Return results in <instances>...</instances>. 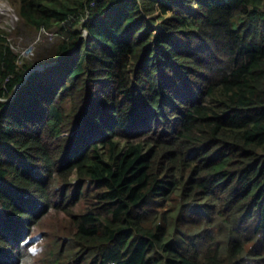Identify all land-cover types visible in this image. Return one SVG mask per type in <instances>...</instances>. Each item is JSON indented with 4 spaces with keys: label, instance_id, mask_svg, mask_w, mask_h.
Here are the masks:
<instances>
[{
    "label": "trees",
    "instance_id": "16d2710c",
    "mask_svg": "<svg viewBox=\"0 0 264 264\" xmlns=\"http://www.w3.org/2000/svg\"><path fill=\"white\" fill-rule=\"evenodd\" d=\"M10 1L56 40L32 61L0 30V264L36 236L37 264H198L241 226L230 264L264 250V0H195L156 35L145 12L194 0Z\"/></svg>",
    "mask_w": 264,
    "mask_h": 264
},
{
    "label": "rangeland",
    "instance_id": "374dc122",
    "mask_svg": "<svg viewBox=\"0 0 264 264\" xmlns=\"http://www.w3.org/2000/svg\"><path fill=\"white\" fill-rule=\"evenodd\" d=\"M197 8H198V5H195L194 10L191 11L189 10L190 9L189 6L188 5L186 6V9L189 11V13H192V14L193 12L196 11ZM185 10H182L179 6H177L175 8L170 9L167 13H162L161 10L157 6H155V9L151 11L150 13L145 12L146 14L145 17L154 23L153 33L154 35H156V33L159 31L158 27L160 23L166 18L173 17L175 13L179 14L180 16H183L184 19H186L185 27L187 29L192 28L193 22L191 18L189 17L186 18L184 16V13L186 12ZM0 30L2 32L7 33V34L6 33L4 34L7 35L9 39V43L11 47L15 50V52H17L22 58H31L32 61L44 60L45 57H47V55L44 54L45 51L49 50L56 40V35L54 33H49V32L45 33L44 31H41V30L31 31L30 29L26 28L25 25L23 24V20L21 16L19 15L17 11L16 6L10 0H0ZM36 52H39V54L35 56ZM45 64L46 63L42 62L37 65L39 68H42V66H44ZM48 75L49 77H51V79L58 80L60 78V76L57 75V73L54 71L49 72ZM253 211H256V210H253ZM252 214L254 213L252 212ZM252 224H254V220ZM249 230L252 231L253 227L251 226ZM46 242L48 243L47 250L52 248L51 243L48 241ZM216 242L217 240L214 241V245L209 244V247L211 249L217 248V252H213L212 256L216 261H221L228 256L227 245L226 243H224L223 240L218 241L217 243ZM41 250H42V244L40 241L36 242L32 246V251L37 252L35 256L33 257V263L36 262V257H38V253ZM262 261H260L259 264H264V262ZM226 262L227 260L224 261V264H226ZM248 264H256V262L248 263Z\"/></svg>",
    "mask_w": 264,
    "mask_h": 264
},
{
    "label": "clouds",
    "instance_id": "9594fccd",
    "mask_svg": "<svg viewBox=\"0 0 264 264\" xmlns=\"http://www.w3.org/2000/svg\"><path fill=\"white\" fill-rule=\"evenodd\" d=\"M189 6V10H191V11H193L194 10V6L195 5H198V3H197V1H192L190 4H185V5H182V6H179L182 10H185L186 9V6ZM186 12L185 13H189V11L186 9L185 10ZM87 33H86V30L84 29L83 30V35L85 36ZM51 62H49L48 64H50ZM46 65V64H45ZM44 65V66H45ZM44 66H42V68L44 67ZM34 68L35 69H42V68H39L38 67V65H36V66H34ZM28 71L26 72V75H25V79L27 78V76H28ZM134 83H136V88L138 89V88H140L139 86V84L137 83V81H134ZM150 211V209L149 208H146V209H143L139 214H147L148 212ZM190 215V211H189V209L186 207L185 208V210H184V212L181 214V217L183 216V217H185V216H189ZM186 227V226H185ZM184 227V228H185ZM244 228L245 227H243V226H241V227H239L238 228V230H240V231H238L237 229H233L232 230V232H231V234H230V236H229V238H230V240H224V239H218L217 240V242L218 241H224V243H226V245H227V252H228V256L225 258V259H223V260H221V261H216L214 258H213V256H212V253L213 252H217V248H214V249H211L210 247H209V244L210 245H214V242H208L207 240H206V245H205V247L204 248H201L200 250H198L197 251V253H196V255H197V259H198V264H205L206 262H204V259L205 258H211L212 259V261L213 262H215L216 264H224V261L225 260H227V262H226V264H230V256H229V249H230V244L232 243V242H237V241H239L240 240V235H241V237H245V236H247V235H249V234H247V233H245L243 230H244ZM196 239V238H195ZM48 241V242H50L48 239H46V238H44V237H42V238H38V236H36V240H35V242L34 243H32V244H29V243H27L28 242V239L27 240H25V243H27L25 246H27V250L26 251H28V253L30 254V256L28 257V258H24L23 259V261H25V260H27V263L26 264H37V261H38V259L39 258H41L39 255L41 254V253H43L45 250H47V246H48V243L46 242V241ZM38 241H40L41 242V244H42V250L38 253V257H36V262L35 263H33V257L35 256V254L37 253V252H33L32 251V246L36 243V242H38ZM226 241V242H225ZM229 241H230V244H229ZM198 242V241H197ZM216 242V243H217ZM51 243V245H52V248H50V249H48V250H50V251H53V249H54V247L57 245V244H55V243H52V242H50ZM215 243V244H216ZM259 244V243H258ZM22 245V244H21ZM256 250L257 251H264L261 247H257V249H252L250 252H248L247 253V255L245 256V258H244V260L241 262V264H248V263H255L256 262V264H259V262L260 261H262V259H263V257H258L257 255H256ZM15 252V251H14ZM13 252V253H14ZM118 253H121V255H124L125 254V252H124V249H121V250H119V252ZM108 256L105 258V262L104 263H109L110 261H114V256H111L110 254H107ZM211 255V256H210ZM216 255H217V253H216ZM16 258H18V257H12L11 259L13 260V259H16ZM262 262H264V260L262 261Z\"/></svg>",
    "mask_w": 264,
    "mask_h": 264
}]
</instances>
